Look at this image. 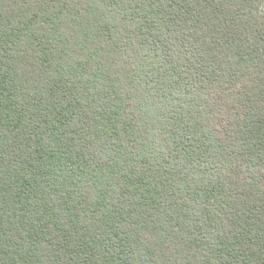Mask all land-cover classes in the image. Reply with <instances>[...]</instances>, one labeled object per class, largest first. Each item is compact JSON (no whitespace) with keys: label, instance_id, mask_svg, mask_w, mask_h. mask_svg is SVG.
Returning a JSON list of instances; mask_svg holds the SVG:
<instances>
[{"label":"trees","instance_id":"16d2710c","mask_svg":"<svg viewBox=\"0 0 264 264\" xmlns=\"http://www.w3.org/2000/svg\"><path fill=\"white\" fill-rule=\"evenodd\" d=\"M0 264H264V0H0Z\"/></svg>","mask_w":264,"mask_h":264}]
</instances>
